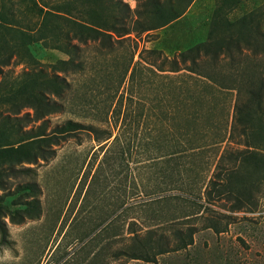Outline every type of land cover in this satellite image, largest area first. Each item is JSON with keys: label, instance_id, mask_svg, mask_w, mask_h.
Instances as JSON below:
<instances>
[{"label": "rangeland", "instance_id": "374dc122", "mask_svg": "<svg viewBox=\"0 0 264 264\" xmlns=\"http://www.w3.org/2000/svg\"><path fill=\"white\" fill-rule=\"evenodd\" d=\"M122 1L136 6L133 0ZM221 3L194 0L163 28L112 38L108 54L97 53V44L81 48L85 72L68 77L72 89L65 110L45 120L48 132L66 121L92 130L53 147L49 162L28 166L32 177L9 181L2 205L10 212L23 209L14 202L21 195L15 183L34 180L41 215L21 224L4 219L10 246L0 244V264H264V184L240 209L226 197L204 200L222 151L244 149L239 138H229L235 89L243 76L264 72V57L245 51L235 66L222 61L212 86L185 71L158 77L147 64L205 42L212 13ZM258 8L264 9V0H240L226 17L234 22ZM20 13L21 22L32 26L36 21ZM221 36L216 29L215 37ZM66 59L37 43L19 48L14 64L4 71L12 78L31 71L49 75L53 64ZM139 59L146 63L137 65ZM256 135L245 152L255 153L264 165V134ZM237 174L235 193L264 179V167ZM177 230L183 236L192 232L185 248L177 249ZM133 236L148 243L143 256L148 261L119 253L134 245Z\"/></svg>", "mask_w": 264, "mask_h": 264}, {"label": "trees", "instance_id": "16d2710c", "mask_svg": "<svg viewBox=\"0 0 264 264\" xmlns=\"http://www.w3.org/2000/svg\"><path fill=\"white\" fill-rule=\"evenodd\" d=\"M133 1L136 2L134 9L122 0H60L56 3L0 0V192L4 193L0 196L1 245L10 246L4 220L6 217L12 224H21L26 220L38 219L41 215L40 189L33 179L15 183V190L21 195L14 202L23 209L10 212L2 205L4 196H8L9 181L32 177L33 170L28 166L38 161L49 162L55 156L53 147L83 130H92L79 122L66 121L48 132L45 120L65 110L72 89L68 77L85 72L87 62L81 56V48L97 44V53L108 54L113 50L112 38L119 41L131 34L140 36L163 28L180 18L194 0ZM221 1L212 13L214 20L207 40L179 53L175 58L163 57L161 63L155 60L147 63L155 75L169 78L168 74H183L182 71H185L187 75L197 76L204 84L212 86L216 82L213 75L219 73L216 71L222 68L219 67L222 61L235 66L236 57L242 56L245 51L264 57V9H255L230 22L226 15L240 0ZM13 4H16L18 11ZM21 11L36 18L32 26L21 22L22 19L18 17ZM216 29L222 31L221 37H215ZM37 43L65 54L67 59L53 64L49 75L42 71H31L12 78L4 71L14 64L19 48ZM150 54L161 58L160 52L151 51ZM143 62L139 59L137 65ZM133 80L134 70L129 76L130 83ZM235 91L237 99L229 138H239L241 141L238 142L244 149L233 153L226 149L222 151L204 191V200L212 203L226 197L235 200L239 205L237 209H240V206L252 202L251 192L264 184L262 179L244 191L234 189L238 191L233 192L234 187L240 186L237 173L241 169L264 167L256 159L255 153L246 154L247 149L252 148L250 142L255 135L264 134V72H250L243 76ZM2 112L5 114L2 115ZM173 184L169 183L175 186ZM191 233L189 230V234L183 236L178 230L175 231L180 241L177 249L187 246L186 239L191 240ZM132 240L134 245L119 253L129 260L148 261V257H143L147 254L145 249L148 243L137 241L136 236Z\"/></svg>", "mask_w": 264, "mask_h": 264}]
</instances>
